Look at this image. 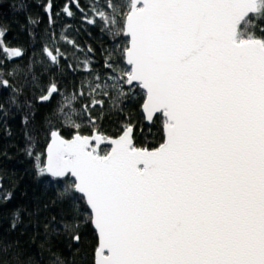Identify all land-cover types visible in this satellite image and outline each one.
I'll return each mask as SVG.
<instances>
[{
  "label": "snow or ice",
  "instance_id": "6c2138e0",
  "mask_svg": "<svg viewBox=\"0 0 264 264\" xmlns=\"http://www.w3.org/2000/svg\"><path fill=\"white\" fill-rule=\"evenodd\" d=\"M104 7L94 13L128 43L109 53L113 83L101 87L97 75L91 91L107 96L112 88L120 97L123 84L143 88L147 119L162 114L165 135L156 148L138 147L128 125L101 154L74 122L72 139L51 131L38 170L71 181L62 198L82 194L98 231L95 264H264V0H109ZM45 52L54 64L63 58ZM57 91L51 85L49 96ZM63 227L79 242L78 224Z\"/></svg>",
  "mask_w": 264,
  "mask_h": 264
},
{
  "label": "trees",
  "instance_id": "16d2710c",
  "mask_svg": "<svg viewBox=\"0 0 264 264\" xmlns=\"http://www.w3.org/2000/svg\"><path fill=\"white\" fill-rule=\"evenodd\" d=\"M108 2L99 0V10L106 9ZM93 3L96 0H0V27L6 29L0 79L10 85H0V264H95L98 238L84 198L78 193L72 200L62 198L60 193L71 181L38 170L45 165L51 131L69 139L76 133L67 126L71 121L79 125L81 135L98 131L116 138L131 125L138 147L152 149L164 142V118L159 114L146 123L142 113L146 94L140 87L123 84L127 95L120 97L112 88L107 96L91 91L95 83L90 87V82L97 75L101 87L105 80L113 83L108 78L117 73L106 61L114 48L128 43L126 36L115 34L116 28L110 31L98 14L95 23L90 22ZM49 4L51 12L46 10ZM66 6L72 16L65 13ZM46 47L53 54L63 53L58 64L51 62ZM7 48L19 49L20 57L13 58ZM118 67L128 66L119 60ZM85 68L92 69L91 74ZM53 84L57 93L40 102ZM66 96L76 99L69 102ZM93 98L103 103L94 104ZM109 149L104 145L99 152ZM69 223L79 225V242L65 231L63 225Z\"/></svg>",
  "mask_w": 264,
  "mask_h": 264
},
{
  "label": "water",
  "instance_id": "95a60500",
  "mask_svg": "<svg viewBox=\"0 0 264 264\" xmlns=\"http://www.w3.org/2000/svg\"><path fill=\"white\" fill-rule=\"evenodd\" d=\"M78 3H77V1H74V5L76 6ZM69 7V6H68ZM127 37V36H126ZM128 38V37H127ZM15 50H19V49H11V48H7V52L13 57V58H15V59H17V58H19L20 56H15V55H13V52L15 51ZM20 51V50H19ZM50 51V50H49ZM20 53H21V51H20ZM21 55V54H20ZM50 58V57H49ZM126 64V63H125ZM127 85V84H126ZM128 87H130L129 85H127ZM141 88V87H140ZM144 92H145V94H146V90H144L143 88H141ZM56 94V93H55ZM55 94H52V95H50L49 96V90H48V92L46 93V95L45 96H49V99L48 100H42L41 98H40V102H48V101H50V99L52 98V96L53 95H55ZM44 97V96H43ZM145 102H146V97H145V100H144V102H143V104H142V113H143V116H144V118H145V121H146V123L147 124H151L153 121H154V119L160 114V113H157V114H155L154 115V117H153V119L152 120H148L147 119V113H146V111L144 110V104H145ZM132 128H133V126H132ZM55 131H57V132H59L58 130H55ZM125 131V130H124ZM60 133V132H59ZM124 133V132H123ZM123 133L121 134V135H123ZM133 134H134V128H133V131H132V136H133ZM120 135V136H121ZM164 135H165V132H164ZM83 136H88V137H90L91 138V143L93 144V146H97L98 147V151H100V148L102 147V146H104V145H107V146H109L110 147V150H109V152L111 151V149H112V147H113V145L111 144V140H113V139H116V138H118V137H120V136H118V137H116V138H112V137H107V136H105V135H103V134H101V133H99L98 131H94L91 135H83ZM96 136H100L101 137V140L100 141H97L96 139H95V137ZM63 137V136H62ZM63 138H65V137H63ZM73 137H71V138H69V139H72ZM52 137H51V135H50V140H49V143H48V145H47V147H46V160H45V164H46V162H47V149H48V147H49V145L51 144V142H52ZM65 139H67V138H65ZM47 173V172H46ZM47 175H49L50 177H52L50 174H48L47 173ZM52 178H54V179H59V180H63V178H55V177H52ZM79 194V193H78ZM79 195H81L82 196V194H79ZM83 197V196H82ZM88 207V206H87ZM88 209L90 210V208L88 207ZM91 211V210H90ZM92 226H93V228H94V230H95V232H96V235H97V238H98V243H99V237H98V231H97V229H95V227H94V224L92 223ZM98 259V256H97V250H96V252H95V261Z\"/></svg>",
  "mask_w": 264,
  "mask_h": 264
},
{
  "label": "rangeland",
  "instance_id": "374dc122",
  "mask_svg": "<svg viewBox=\"0 0 264 264\" xmlns=\"http://www.w3.org/2000/svg\"><path fill=\"white\" fill-rule=\"evenodd\" d=\"M115 1L116 0H111V3L115 4ZM99 5H100L99 0H96V4L93 3L89 6V9L91 11L90 16H89L90 19H93L98 14V13H94V8L99 9V7H98ZM101 8H102V6H101ZM101 11H106V9H103Z\"/></svg>",
  "mask_w": 264,
  "mask_h": 264
},
{
  "label": "flooded vegetation",
  "instance_id": "af4514ba",
  "mask_svg": "<svg viewBox=\"0 0 264 264\" xmlns=\"http://www.w3.org/2000/svg\"><path fill=\"white\" fill-rule=\"evenodd\" d=\"M97 17L99 18V16L97 15Z\"/></svg>",
  "mask_w": 264,
  "mask_h": 264
}]
</instances>
